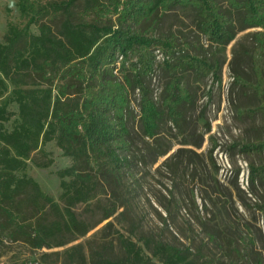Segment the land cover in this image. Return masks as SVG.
Wrapping results in <instances>:
<instances>
[{
    "label": "trees",
    "instance_id": "obj_1",
    "mask_svg": "<svg viewBox=\"0 0 264 264\" xmlns=\"http://www.w3.org/2000/svg\"><path fill=\"white\" fill-rule=\"evenodd\" d=\"M17 8L23 23L8 22L0 40V234L32 249L63 247L123 206L110 201L95 223L75 210L108 192L119 197L115 194L130 164L132 93L139 97L143 136L155 138L163 118L178 126L191 102L182 74L216 66L175 52L156 65L159 48L175 47L155 37L161 16L181 10L208 40L222 45L234 37L231 15L242 28L264 27V0H17ZM156 66L167 72V80L155 100L148 79ZM254 72L256 103L240 112L259 115L264 132V71L255 65ZM49 142L71 158L69 166L56 171L59 202L26 172L29 163L52 165L45 149ZM242 149L264 152V139ZM256 180H264V164H250L248 181L252 186ZM111 226L107 221L94 234ZM116 240L119 253L109 240L90 248L87 263L82 243L41 253L36 262L48 264L51 255L62 253L59 264H198L189 249L170 243L145 239L138 245L122 234Z\"/></svg>",
    "mask_w": 264,
    "mask_h": 264
},
{
    "label": "rangeland",
    "instance_id": "obj_2",
    "mask_svg": "<svg viewBox=\"0 0 264 264\" xmlns=\"http://www.w3.org/2000/svg\"><path fill=\"white\" fill-rule=\"evenodd\" d=\"M222 5L227 9L225 2ZM234 18L231 15L234 37L222 45L208 40L192 17L181 10L161 16L155 37L173 41L175 47L159 48L156 65L174 52L209 65L216 63L208 72L203 68L182 74L191 92L183 120L176 126L164 117L155 138L143 136L138 123L139 97L132 93L126 151L130 164L116 191L119 197L108 192L75 210L87 223H95L110 201L123 206L63 247L32 249L0 234V264H37L41 253L62 251L77 243L84 244L87 263L90 248L109 240L114 253H119L116 237L120 234L138 245L152 239L189 249L198 264H264V180H256L252 186L248 181L250 164H264V152L242 149L246 143L263 140L264 132L259 115L249 117L240 112L256 103L252 85L255 65L264 71V27L242 28ZM8 22L23 23L17 0H0V40ZM30 31L36 33V26L31 25ZM166 80L167 72L156 66L148 79L155 100ZM9 109L17 111L14 104ZM5 127L10 129L11 123ZM45 149L53 158L52 165L37 168L29 163L26 172L59 202L56 171L69 166L71 158L54 142L47 143ZM163 150L166 153L159 155ZM107 221H112V226L95 235ZM144 251L150 255L146 248ZM64 256L51 255L48 264L55 259L59 264Z\"/></svg>",
    "mask_w": 264,
    "mask_h": 264
}]
</instances>
